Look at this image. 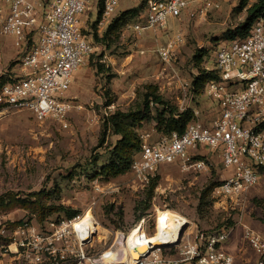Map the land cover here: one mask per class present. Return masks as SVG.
<instances>
[{
  "label": "rangeland",
  "instance_id": "obj_1",
  "mask_svg": "<svg viewBox=\"0 0 264 264\" xmlns=\"http://www.w3.org/2000/svg\"><path fill=\"white\" fill-rule=\"evenodd\" d=\"M99 1L89 0L82 14L89 20L84 30L93 52L74 72L65 94L79 106L69 115V126L38 121L27 109L0 112V264H97L104 258L125 263L129 237L136 232L145 239L154 237L167 213L189 221L186 240L194 238L198 230L225 224L235 227L224 249L232 252L229 247L235 245L243 258H251L245 264H257L258 256L244 237V226L264 235V174L248 192L229 200L216 198L215 188L209 191L227 173L221 157L210 149L204 150L212 165L209 172H184L180 162L167 164L159 169L153 190L139 182L132 169L110 180L96 176L97 170L87 171L91 165L99 168L105 164L120 139L110 131L105 133V118L118 110L135 109L148 85L157 86L159 94L180 111L198 112V116L194 113L197 121L210 120L217 112V104L209 97L210 82L197 91L194 82L200 71L214 70L215 62L206 51L243 28L256 0L247 7H241V0H210L218 7L205 14L194 3L181 16L182 22L169 20L172 34L162 39L154 33L153 38L137 36L133 20L122 28L119 38L111 34L107 42L98 40L105 37L115 18L126 9L146 6L147 0H122L118 13L103 24ZM180 31L184 42L166 63L157 50ZM2 39L13 46L8 41L11 37ZM15 60L9 62L2 49L0 76L20 72ZM138 133L143 145L165 137L157 131L155 121L144 122ZM40 192L47 201L45 212L51 210L43 220L36 212L38 204H32L38 202ZM56 207L72 209L78 213L76 217L91 214L97 224L91 244L78 240L74 218L69 219L65 210L55 212ZM140 215L143 217L138 219ZM114 246L120 248L119 253L107 252Z\"/></svg>",
  "mask_w": 264,
  "mask_h": 264
},
{
  "label": "built area",
  "instance_id": "obj_2",
  "mask_svg": "<svg viewBox=\"0 0 264 264\" xmlns=\"http://www.w3.org/2000/svg\"><path fill=\"white\" fill-rule=\"evenodd\" d=\"M101 1L103 24L116 14L122 0ZM88 2L0 0V41L14 38L18 51L15 61L20 67V72L13 71L11 80L0 88V112L27 109L38 121L69 126L68 117L79 106L65 94L74 72L93 52L84 30L89 20L82 18ZM194 3L201 14L218 7L210 0H148L144 21L135 23L133 31L139 37L167 34L169 20L180 18ZM184 39L181 31L167 39L157 50L160 58L169 62ZM213 60L221 79L210 82L209 97L217 103V112L208 122L195 119L183 134L174 132L144 144L132 166L143 185H148L162 166L176 162L184 172H209L212 165L206 149L221 157L227 171L215 189L216 198L234 200L258 183L257 167L264 166V15L255 20L247 38L218 43ZM79 219L75 217L74 221ZM234 228L213 233L198 230L187 240L183 234L179 243L168 247L150 243L138 260L128 254V262L123 264H236L235 257L223 247ZM244 228V237L258 256L257 264H264V236L249 226ZM144 239L143 234L140 240ZM78 240L91 244L90 239L82 242L79 234ZM111 251L116 254L120 248L114 246L107 252Z\"/></svg>",
  "mask_w": 264,
  "mask_h": 264
},
{
  "label": "trees",
  "instance_id": "obj_3",
  "mask_svg": "<svg viewBox=\"0 0 264 264\" xmlns=\"http://www.w3.org/2000/svg\"><path fill=\"white\" fill-rule=\"evenodd\" d=\"M148 1V0H147ZM251 0H241V7H247ZM146 6L143 4L139 7L130 8L122 11L113 21L110 26V29L106 33L103 39L98 41L107 42L108 37L113 34L116 35V39L119 38V35L122 31V28L129 24V22L134 21L135 23L143 22L146 14ZM250 19L245 23L243 28L236 32L235 34L231 33L226 36L225 39L221 41H233L238 39H245L250 35L251 29L256 19L264 15V0H256V3L249 8ZM104 4L99 1V17L103 15ZM118 12H116L117 14ZM133 24V25H134ZM218 42L207 50L206 53L210 57V61L213 60L214 50ZM196 58H199L200 55H196ZM17 61H15L16 63ZM99 69H102V65H99ZM11 74H3L0 76V88L11 80ZM221 79L219 72L214 69L213 71L202 70L200 71L199 76L194 82V89L197 91L205 85L207 82L219 81ZM111 104V103H110ZM217 104V103H216ZM1 110V108H0ZM195 111L185 110L180 111L179 108L173 107L167 102L161 94L158 92V87L154 85H148L145 87V92L141 97L139 105L135 109H130L128 111L118 110L105 118L104 120V129L106 132H111V134L119 136L120 139L114 145L112 150L109 153V158L105 164L100 165L99 168L95 166H89L87 171H96V176H101L107 180L116 178L118 176L124 175L131 171L133 163L135 162L136 156L141 154L143 150V141L138 133V130L142 128L144 122H156V129L159 133L165 135V137L171 136L174 132L183 134L188 125L196 119ZM98 160V159H97ZM96 164V163H95ZM94 165V164H93ZM260 176L264 174V166L257 167ZM157 177L152 178L149 186L153 190L156 186ZM221 180L215 183L214 186H210L209 191H212L214 188L220 184ZM214 189V191H215ZM209 191L202 196V201L205 200V197L209 194ZM57 192V191H55ZM55 192L52 194L56 196ZM44 193V192H43ZM43 193H38V202H32V204H38L36 212L41 220L51 213L49 208V213L45 212L47 210L46 205L47 201L43 196ZM48 198H51V193H49ZM26 201L19 199L18 202ZM205 202V201H204ZM204 202H201L202 204ZM11 203V201H10ZM149 206L146 207L148 210ZM34 210L33 208H29ZM66 211L67 217L73 219L77 216V212L72 209H65L64 207H56L55 212L59 213ZM47 213V214H46ZM143 216L140 215L138 219H141ZM233 228L229 224H225L222 227L214 230L204 231L207 233H213L215 231L225 230Z\"/></svg>",
  "mask_w": 264,
  "mask_h": 264
},
{
  "label": "bare ground",
  "instance_id": "obj_4",
  "mask_svg": "<svg viewBox=\"0 0 264 264\" xmlns=\"http://www.w3.org/2000/svg\"><path fill=\"white\" fill-rule=\"evenodd\" d=\"M72 226L78 232L82 242L87 239H90V241L92 242L95 237L94 233L97 230V224L93 221L90 213H88L84 218L74 221ZM185 226H189V221L177 214L167 213L158 229L157 234L154 237L141 241L139 232L133 233L129 237V256H131L132 260H138L141 254L145 253L148 250V244L150 243H153L157 246H167L171 243H175V241L180 238V234ZM109 262L111 263L118 261H115L112 258H104L103 260H101V262H97V264ZM127 262L128 261H126L125 263ZM118 263L123 264L124 262Z\"/></svg>",
  "mask_w": 264,
  "mask_h": 264
},
{
  "label": "crops",
  "instance_id": "obj_5",
  "mask_svg": "<svg viewBox=\"0 0 264 264\" xmlns=\"http://www.w3.org/2000/svg\"><path fill=\"white\" fill-rule=\"evenodd\" d=\"M121 3V2H120ZM197 6H196V8H198L199 7V5L198 4H196ZM120 9V7L118 8V10ZM118 10H117V12H118ZM122 10H124V9H122ZM185 15V14H184ZM183 15V16H184ZM173 20V19H172ZM178 20L180 21V22H182V20H183V18H178ZM174 28H176V27H174ZM171 31H172V28L171 27H169L168 26V30H167V34H172L171 33ZM153 33H147L146 35H149V37H154V35H152ZM166 35V33H161V34H159V38L160 39H162L163 38V36H165ZM8 41H10L11 43H13V46H14V39L13 38H11V40H8ZM0 45L2 46L1 48L2 49H4L5 50V53L6 54H8V58H9V62L13 59L14 60V58L15 59H17V55H18V51L16 50V48H15V46L13 47V46H10L9 45V42H7L5 39H2L1 41H0ZM8 62V63H9ZM7 63V64H8ZM6 64V65H7ZM3 71L1 70L0 71V73H2ZM264 236V235H263ZM235 246V245H234ZM234 246H230L229 247V250L230 251H232V252H230L234 257H235V259H236V262H238L239 264H245V263H247V262H250L251 261V258H243L242 256H241V254L238 252H236V250L234 249ZM244 262V263H243Z\"/></svg>",
  "mask_w": 264,
  "mask_h": 264
},
{
  "label": "water",
  "instance_id": "obj_6",
  "mask_svg": "<svg viewBox=\"0 0 264 264\" xmlns=\"http://www.w3.org/2000/svg\"><path fill=\"white\" fill-rule=\"evenodd\" d=\"M185 229H186V226H185V228L183 229V231L181 232L180 238H179V240H178L177 243H179V242L181 241ZM173 245H174V244H169V245H167V246H158V247H168V246H173Z\"/></svg>",
  "mask_w": 264,
  "mask_h": 264
}]
</instances>
